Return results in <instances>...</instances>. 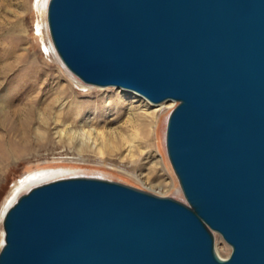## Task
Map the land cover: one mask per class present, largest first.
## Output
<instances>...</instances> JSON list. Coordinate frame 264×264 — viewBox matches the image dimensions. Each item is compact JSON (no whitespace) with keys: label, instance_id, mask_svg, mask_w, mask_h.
<instances>
[{"label":"water","instance_id":"95a60500","mask_svg":"<svg viewBox=\"0 0 264 264\" xmlns=\"http://www.w3.org/2000/svg\"><path fill=\"white\" fill-rule=\"evenodd\" d=\"M47 23L83 83L178 103L166 151L185 202L38 185L4 215L0 264H264V0H50Z\"/></svg>","mask_w":264,"mask_h":264},{"label":"rangeland","instance_id":"374dc122","mask_svg":"<svg viewBox=\"0 0 264 264\" xmlns=\"http://www.w3.org/2000/svg\"><path fill=\"white\" fill-rule=\"evenodd\" d=\"M49 1L0 0V116L25 80L37 86L14 98L16 106L27 94L35 98L29 106L35 124L29 145L0 167V251L7 209L33 187L56 180L101 178L185 202L166 151L167 121L178 103L154 105L74 76L50 37ZM214 235L216 253L227 259L231 247Z\"/></svg>","mask_w":264,"mask_h":264},{"label":"bare ground","instance_id":"6f19581e","mask_svg":"<svg viewBox=\"0 0 264 264\" xmlns=\"http://www.w3.org/2000/svg\"><path fill=\"white\" fill-rule=\"evenodd\" d=\"M47 25L43 24L45 29H47ZM35 82L34 81L29 82L25 80L24 84L23 85L21 84L22 86L20 87L19 91L22 90L21 88L23 87L26 90L32 89V91H35L37 89ZM19 91L9 96L8 100L5 101L6 104H4L3 111L1 112V116H0V167L4 166L5 162H7L8 159L10 160L11 157L16 154L18 149L23 148V147L26 148L29 145L32 139V134L34 132V124H35L34 117L35 116L33 117L32 110L29 106L30 105L32 106L35 98L32 100V97H31L32 95L29 96V94H27L26 96H23L24 98L22 97V99L19 101L20 102L19 105L16 106L15 104L16 102L14 101V98L17 97V95H19ZM150 115H152V118L154 120L155 114H150ZM46 121L47 120H45V122Z\"/></svg>","mask_w":264,"mask_h":264}]
</instances>
